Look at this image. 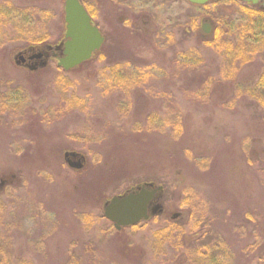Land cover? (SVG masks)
I'll list each match as a JSON object with an SVG mask.
<instances>
[{
    "label": "rangeland",
    "instance_id": "374dc122",
    "mask_svg": "<svg viewBox=\"0 0 264 264\" xmlns=\"http://www.w3.org/2000/svg\"><path fill=\"white\" fill-rule=\"evenodd\" d=\"M64 1L0 0L2 264H264V40L257 52H236L235 26L249 23L231 16L235 4L97 0L105 40L89 61L70 71L52 55L35 71L16 64L19 54L55 49ZM140 13L154 28L134 24ZM205 20L224 51L212 37L205 44ZM39 35L49 37L27 45ZM181 56L189 70L169 77ZM133 65L146 66L144 82ZM65 150L83 155L80 169L67 166ZM145 182L162 186L167 212L194 214L206 234L165 235L156 250L151 206L136 228H111L105 203Z\"/></svg>",
    "mask_w": 264,
    "mask_h": 264
},
{
    "label": "flooded vegetation",
    "instance_id": "af4514ba",
    "mask_svg": "<svg viewBox=\"0 0 264 264\" xmlns=\"http://www.w3.org/2000/svg\"><path fill=\"white\" fill-rule=\"evenodd\" d=\"M78 1L84 7V9L88 13V15L90 16L91 24L95 25L98 28L101 36L103 37V41H102V44H101L100 48L91 54V57H92L95 53L97 54L99 52V50L101 49V47H102V45L104 43V40H105V37H104L103 33L101 32L100 28L96 24V3H97V0H91V1H89V3L88 2H84L82 0H78ZM95 1H96V3H95ZM146 1L150 2L151 0H146ZM217 1L218 0H213V1H210V2H217ZM110 2L115 4V8L118 6L119 8L120 7H124L125 9H128V7H129L127 3L123 2V0H121V1L120 0H110ZM239 2H241V1H239ZM223 3H226V2H223ZM229 3L231 4V6L234 5V3H231V2H229ZM242 3L247 4L246 9H250L252 11V14H248V13L244 12L242 10L243 6H237L236 4H235L236 7H235L234 12H232V9H229V8L227 9V12H229V13L232 12L231 16H233L232 14L234 13L235 18L237 17L238 19H241V20H243V18L247 19L248 23L250 21H253V25L257 26L256 28H258V30H257L256 33H253L251 37H247V34H249V33L243 32V28L244 27H242V25L240 26V28L235 26V36L240 35V37L238 36L236 38V42L242 45V42H241L242 40L243 41H253V42H258V41L264 40V26L261 27V25L264 23V0H257L255 3H252V2H242ZM138 17H139L138 21H139L140 24L138 23V21H136V22H134L135 25H137V26L141 25L142 27H143V25H147V26L151 25V28H154L153 24H151V18H150V16L148 14L140 13L138 15ZM123 19H124L123 15L119 16V22L121 20H123ZM229 21L231 23V20H229ZM204 23L206 24L207 31H204L202 28H201V30H202V32H205L206 36L204 37L205 38L204 42H206L207 40H209L210 37L213 38V36L216 33H220V31L216 29L217 26H216V24H214V22L212 20H208V22L205 20V22L201 23V26H202V24L204 25ZM249 24H252V23H249ZM226 30H228V26H226L225 31ZM64 33H65V30H64ZM262 36H263V39L261 38ZM223 40L227 41V39H223ZM66 41H67V38H65L64 34H63V37L61 38V40L59 39L58 42L56 41L55 43H57V44L53 45V47L47 45V46H49V48H55L56 52H54L55 49L54 50L52 49L50 51H46V50L45 51H37L35 53L41 52V54H42V56L39 57V58H34V59L29 60L28 57L33 55V54H35V53H30L29 55L27 53H23L25 61L23 63H21V64H23L24 66L27 64L28 67L34 66V69H29V70L30 71H35V69L37 68V66L39 64L44 63V61H45L44 59H47L48 57H50L52 55V57H55L54 59L56 61V66H58V60L61 57L64 56V54H63L64 48H65L64 43ZM241 45L240 46L238 45L239 47L236 48V52L241 51L243 49V46H241ZM91 57L89 59H87L85 61H82L81 63L75 65L74 67L69 68V69H63L61 66H58V67H60L64 71H70V70H73L74 68L80 66L81 64L89 61L91 59ZM248 60H249V58L247 59V61ZM262 72L264 74V69H262ZM262 85H264V84L256 85V89H258L257 86H260L261 88H263ZM60 150H62V149L59 148V151ZM65 153H68V154L71 155L72 153H74V151L68 152L67 150H65V151H63V156H64ZM74 156H75V159H78L79 156H83V155L81 153H77L76 152V155L74 154ZM143 184L147 185L146 182L145 183H140L138 185H135V186L131 187L129 189V191H135ZM150 188H154V186H150ZM161 190H162V188H161ZM160 191H158V192H160ZM158 192L154 195L153 199L150 201V204H149V206H151V210L153 211V209H154L153 212H154L155 218L158 219V217H159L158 222H160L159 223L160 227L158 228V226H157V228L155 230L154 238L152 236L150 238L151 240L152 239L155 240L156 244H154V247H155L156 250L160 251L161 248L163 247L162 243L163 242H167L166 239H164L165 235H167V236L177 235L178 236V233L181 234L183 232V230H184L185 233H192L193 236L191 238L201 237V236L206 234L204 232L205 229L204 230L200 229L201 226H200L199 223H202V220L200 218H194V214L186 213L183 210H178L177 212H173V211L167 212L168 209H165L163 203H159L158 204ZM149 206H148V208H149ZM180 209H182V207ZM101 215H102V218L105 221L110 223L109 224V225H111L110 227L114 228L112 222L107 220L104 217L103 213ZM89 220H90V224H94V225L97 224V221L94 219V217L91 216V219H89ZM147 220H141V221H139L138 223H136L134 225L121 227L120 229H116V231H118V230L121 231V230L126 229V228H128V229L136 228L137 226L140 225V223L142 221H147ZM158 222H157V225H158ZM85 225H86V227H88L87 224H85ZM187 241H190V240L186 239L185 240L186 244H187ZM174 246L176 247L177 244H175Z\"/></svg>",
    "mask_w": 264,
    "mask_h": 264
},
{
    "label": "water",
    "instance_id": "95a60500",
    "mask_svg": "<svg viewBox=\"0 0 264 264\" xmlns=\"http://www.w3.org/2000/svg\"><path fill=\"white\" fill-rule=\"evenodd\" d=\"M192 4L202 5L211 0H186ZM255 3L257 0H241ZM64 56L58 60V66L69 69L91 57L92 52L98 50L102 44L103 37L98 28L91 24L90 16L78 0L64 1ZM201 28L207 31L206 24ZM41 52L28 57L29 60L41 57ZM25 58L19 54L16 64L23 63ZM34 69V66H30ZM72 157V158H71ZM66 164L73 169H80L82 162L75 159L74 154H64ZM151 184L141 185L135 191H128L123 195L112 196L103 207L104 217L112 222L115 229L134 225L149 217L148 206L154 195L161 190V186L150 188Z\"/></svg>",
    "mask_w": 264,
    "mask_h": 264
},
{
    "label": "trees",
    "instance_id": "16d2710c",
    "mask_svg": "<svg viewBox=\"0 0 264 264\" xmlns=\"http://www.w3.org/2000/svg\"><path fill=\"white\" fill-rule=\"evenodd\" d=\"M222 2H226V3L231 2V3L236 4L237 6H243V9L242 10L244 12H246L248 14H252V11L250 9H246L247 4L242 3V1L239 2V0H220V1L218 0L217 2H207V3L203 4V6H208L209 4H217V3L219 4V3H222ZM249 23H252V24H249L248 27L247 26L244 27L243 28V32H247V33H252L253 32V33H256L257 30H258V28H256L255 25H253V21H250ZM262 26H264V23L261 25V27ZM220 36H221L220 33H216L215 36L213 37L214 40L212 39V43H213L214 47L217 49V51H222V50L224 51L226 48L224 47V45H223V43H222V41L220 39ZM47 37H49V35H45V36H42V35L35 36L32 39L30 38V39L26 40V43H27L28 46H36L37 44L45 43ZM242 42H243L242 43L243 49L241 51H243L245 55H249L250 53L257 52V50H258L257 48H258V46L261 43V41H258V42H253L252 44H247L243 40H242ZM205 44H207V42H205ZM183 58H184V56H181L182 62H178L177 61L179 63L178 66L177 65H174V64L172 65V68H171L172 71L171 70L169 71V77L175 76L178 73L181 75V72L189 70L188 63L186 61H183ZM240 60H242L241 62H245L247 59H240ZM126 64H129V63L128 62H125L124 65H121L119 63L114 64L113 65V68H110L109 69L108 74L111 75V73H114V70L115 69H117L118 67H121V66L122 67L123 66H126ZM132 68H134L135 70H137V72L135 73V75L133 74L134 75V79H135V83H138L139 84L141 82H144L146 80V78H147V73L143 72V70L146 69V66H143V65L135 66V65H133ZM179 69H181V70H179ZM167 74H168V72H167ZM110 75H107L105 77V80H108ZM131 78H132V76H131ZM110 79L112 80V84L113 85H115L114 83H117L118 85L121 83V77H119L116 74L113 75L112 77H110ZM68 101L70 102V100H68ZM166 107L168 109H171L172 107L177 108L175 103H168ZM177 111H179L178 108H177ZM178 132L179 131H177V133ZM2 259L3 258L1 257L0 258V264H2ZM15 261H19V260L18 259H14V260H12V263H14ZM26 261H28V260H26Z\"/></svg>",
    "mask_w": 264,
    "mask_h": 264
}]
</instances>
